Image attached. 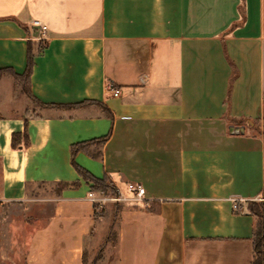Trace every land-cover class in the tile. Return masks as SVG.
Listing matches in <instances>:
<instances>
[{
	"label": "crops",
	"instance_id": "1",
	"mask_svg": "<svg viewBox=\"0 0 264 264\" xmlns=\"http://www.w3.org/2000/svg\"><path fill=\"white\" fill-rule=\"evenodd\" d=\"M263 107L264 0H0V205L50 208L23 264H250ZM76 165L146 190L102 252L114 201Z\"/></svg>",
	"mask_w": 264,
	"mask_h": 264
},
{
	"label": "trees",
	"instance_id": "2",
	"mask_svg": "<svg viewBox=\"0 0 264 264\" xmlns=\"http://www.w3.org/2000/svg\"><path fill=\"white\" fill-rule=\"evenodd\" d=\"M33 59L32 56L28 57V66L25 73L19 76V80H25L26 84L29 82V76L32 71ZM28 91V89H27ZM29 93V92H28ZM263 125H262V135L264 140V107H263ZM24 138V143L22 140ZM27 136L22 135L20 133H14L12 135V147L13 148H22L27 143ZM26 141V142H25ZM80 148V144L72 145V155H75L76 151ZM77 170L82 174L87 180L92 182L91 190L98 194H104L109 196H115L117 194V189L115 185L112 184L106 178H97L90 174L88 171L76 165ZM60 189L59 192L66 187L70 186L69 183L63 182L58 184ZM264 192V191H263ZM95 208V216L96 219L104 216V208L98 203H94ZM122 209V205L120 202H114L112 207V221L108 227V234L106 239L100 244L99 252H102L103 249L107 246V244L111 241L115 244L117 242V225L119 220V212ZM248 210L250 214H252L256 218V225L253 232V247H254V256L253 260L250 264H264V201H251L248 204ZM98 257L94 258V260L90 264H96ZM87 263L84 259V264Z\"/></svg>",
	"mask_w": 264,
	"mask_h": 264
},
{
	"label": "rangeland",
	"instance_id": "3",
	"mask_svg": "<svg viewBox=\"0 0 264 264\" xmlns=\"http://www.w3.org/2000/svg\"><path fill=\"white\" fill-rule=\"evenodd\" d=\"M19 83L22 87L21 91L26 90V94H27L28 91L26 88L25 80L24 81L19 80ZM17 104L18 105L21 104L22 107V102H20V100L17 102ZM45 189L46 190L35 189L33 192L39 195L45 194L47 192L49 193V191L58 193L60 187L59 185L55 184L53 186H47V188ZM49 213H50V208L48 206L45 207L31 206L29 208H26V207H20L18 205H0V248H2V246L11 247L13 250V254L10 257H12V259H14L15 262H17V264H23L24 254L25 251L28 249V241L31 234L36 228L43 225L45 222L44 218L37 219V217L47 216ZM111 214H113V211H111ZM111 221H112V217H110L108 224H110ZM93 257L94 254L91 253L89 255V260H92ZM108 257L110 258V262L113 264L115 260L114 249L110 251V255H108ZM3 259H4L3 256H0V261H2Z\"/></svg>",
	"mask_w": 264,
	"mask_h": 264
},
{
	"label": "built area",
	"instance_id": "4",
	"mask_svg": "<svg viewBox=\"0 0 264 264\" xmlns=\"http://www.w3.org/2000/svg\"><path fill=\"white\" fill-rule=\"evenodd\" d=\"M33 25L40 28L41 32L44 33L47 31V26L40 22L39 20H34ZM109 91L112 92L114 96H118L120 90L114 86H109ZM127 191L130 195H127L125 191L121 188H117V194L115 196H109L104 194H98L96 192L90 191L88 194V198L92 202H98L100 205L105 204L106 202L114 201V202H128V201H142L145 197V187L140 183H129L127 185ZM238 199L233 198L234 208L237 209Z\"/></svg>",
	"mask_w": 264,
	"mask_h": 264
}]
</instances>
